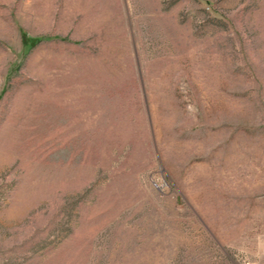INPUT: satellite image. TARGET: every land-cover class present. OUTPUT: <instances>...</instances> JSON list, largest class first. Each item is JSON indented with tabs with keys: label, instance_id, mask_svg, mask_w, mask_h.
<instances>
[{
	"label": "rangeland",
	"instance_id": "obj_1",
	"mask_svg": "<svg viewBox=\"0 0 264 264\" xmlns=\"http://www.w3.org/2000/svg\"><path fill=\"white\" fill-rule=\"evenodd\" d=\"M0 264H264V0H0Z\"/></svg>",
	"mask_w": 264,
	"mask_h": 264
}]
</instances>
